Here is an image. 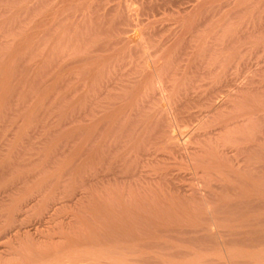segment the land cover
Instances as JSON below:
<instances>
[{
	"label": "bare ground",
	"instance_id": "6f19581e",
	"mask_svg": "<svg viewBox=\"0 0 264 264\" xmlns=\"http://www.w3.org/2000/svg\"><path fill=\"white\" fill-rule=\"evenodd\" d=\"M131 1L128 0V2ZM137 1L136 2L138 4L139 0ZM141 1L138 5L135 6L140 7L138 8L140 10L143 5L144 8H142L141 10L142 12L144 10V13L146 12V14L145 15L142 14L141 18L143 16H144L143 18L147 17L149 21L151 17L157 20L156 19L157 15L156 17L155 16L153 17V15L157 13L162 14L164 12L163 14H165L166 11L168 12L173 11L174 8L180 6L178 4H180L181 0H150L149 2H147L148 0H146L147 3L143 1L144 4H146V6L144 4L140 6ZM210 1L214 2V0H201V1L199 0V3H197L195 7L193 5L194 8L190 6V8H185V9H182V7L184 6L182 5L183 4L182 2L180 6L181 9L178 7V10L179 11L181 10V13H185L186 11V13L185 14H180L179 12H177V14L174 13L175 15H173L174 16L173 19L175 20L172 19L175 22L177 21L176 24L179 22L178 23L179 27L176 26L177 28L176 27L173 28L175 26L174 25L172 28L175 30L172 33H170L171 35L169 36V38H167V42L163 43L164 41L163 39V41L161 42L164 45L162 43L159 46L157 45L158 47H162L163 51L162 48L157 49V47H155L156 51L160 49L162 53L161 54L159 53L160 55L157 56V58H155L156 57L155 56L154 57L155 59L153 58L154 60L151 59L152 61L149 60V58H151L153 55H151L150 52H147V50L149 51L151 46L153 48V45L151 44L155 45L157 41L159 42V40L157 39L158 33L162 31L159 32L158 29L162 28L161 30H163L164 32L161 33L162 36L160 35L161 36L160 38L162 39V37L165 34L164 28L166 29L168 28L164 26H160V28L158 27V29H155V27L153 26L152 29L154 28V30H157L158 33L157 31L154 30H152V32L151 31L149 32V30H151V23L154 24V22H150V24L147 23L149 27L146 30H142L144 31V33L138 31L139 30L138 24L141 23L143 25L145 22H140V21H144L142 20L143 18L140 19V21L137 20L138 17H136L135 13L138 9H136V7L133 5L136 3V2L133 3L134 1L132 2L133 3L132 5L136 10H132L133 7L128 6L127 0L126 1L124 0V2H126L127 4L120 3L121 5H118L117 3L114 5V7L109 6L110 0H19L18 7H16L17 5L13 6L16 7L17 9V10L15 9L16 14L13 15V17L18 16L17 23L19 24L27 23L26 26H24L25 24H23L24 27L21 34H19L18 41L17 42L15 41L18 46L17 50H19L18 52H21L22 55L27 54L33 49H34L33 51L36 50V54L39 51L37 59L35 61L37 62V64H34L36 65L35 66L36 70H39V68L42 65L45 66V64H47L49 66V68L48 66L45 67L48 69L47 72H49V70L52 71L49 72L48 74L50 73L53 74L52 76L55 79L53 81L54 83L51 84L50 87L48 88L49 91H55L56 88L60 89L61 87L60 85L62 83L68 84L67 82L69 81H77L76 78L79 75L84 77L82 78L80 76V80L82 81H79V82H83L84 79L85 80L83 82L84 85L75 84L74 82H73L74 84L72 85H70L72 82H69L70 83L69 85L65 84L66 86H69L67 88V91L80 92L76 96L78 97L77 99L76 97L72 99V101L68 105V109H70L72 111L71 113L73 114L74 110L78 108V106L76 108V103H77L76 101H78L79 113H75V114H80L81 121H78L80 122V125L79 127L77 126L79 129L77 132L80 131L81 133L80 135L81 144L79 146V151L77 152L75 151L74 153L76 154V158L78 155L79 158L81 156L82 159V163H80L84 168L83 169L84 175H82L84 176L83 177L84 182H82L83 183L82 186L84 185V188L87 191L90 190L89 192L92 191L91 189L94 188L98 189L101 186H105V184L106 186L107 185L108 186L113 185L114 187L116 186L114 190L113 189L111 190L112 187H108L111 190V194H109L108 192H107L108 194L105 193L106 195H109L111 197L110 199L112 200V203L114 201H118L119 203H126L127 201L121 202V200L122 201L126 200V198L122 196L123 194L122 191L123 190L125 191L124 185L128 183V186L130 185L131 188H133L132 186H134L133 193H131L132 191L131 188H130L131 189L130 192L128 193V195L131 193L130 194L131 198L129 199L132 200V202L131 200L129 202H131L132 204H134L135 202L134 205L139 204L140 202L141 203L150 202L149 203L150 208L147 207L148 210H142V213H140L141 214L140 216L142 218L138 215L142 220L144 218L149 221L150 219H153V216L155 217V215L157 217H162V216L165 217L164 215L166 216L171 215L172 218L171 216L170 218L172 220L173 217L174 218L178 217V219H183V218L193 219L194 217L199 216L200 219L201 217H204L207 218V220L209 219V221L212 220V221L229 222L230 219L231 220L240 219V221L243 220L245 222L246 219L251 217L254 218L255 216L257 217L264 216V213L262 212H261L262 214L259 212H257L259 214L256 213V211H260L258 210L259 207L264 204V200H263L264 198L261 197L264 194L259 190L260 185L262 183V181L259 182L261 180L260 171L262 169L264 170V167L260 163L261 157H264V139L262 137L264 136L263 134L264 128H262L263 126L260 124V120L264 115V104H263L264 99L262 100L263 102L260 100L259 96L261 93L259 94L258 90L254 91L256 90L255 87L251 88V91L249 90V88H247L249 83L242 85V86H247L246 88L248 89V91L247 90L243 91L242 89L244 88L242 87L241 89V86L237 88L238 91H228V90L225 91V89L229 86V83L235 84L236 86L237 81L234 78H237V76L240 74L241 69H239L238 66H236L235 68L236 70L235 71L233 70V74H235L236 77L233 76L232 78L230 77L232 76V74L228 75L229 69L232 65H234L239 60H241L245 55L247 57L248 55H250L249 56L251 58L250 60H252V58L254 59L255 57L257 63H262L264 60V20L260 18V20L257 21L254 20L253 17V14L259 12L257 10V12L254 13L255 8L258 9L260 3L263 0H234V2H232L233 5L236 6V8L237 6L240 5L243 6V4L244 6H247L249 4L246 5V3L249 2L252 4V6H256L254 10L251 11L250 13L248 12L249 8L247 9L245 8L244 9L245 11L241 10L243 13H245V15H247V12L249 13L247 15L249 20L247 19L246 23L244 19L245 17L241 16L242 12L240 11V9H242V7H240L239 9L237 8V10H239L241 13L237 11L236 8L233 9L237 11L236 14L238 12L240 13V15L239 14L238 15L241 16V18L237 17L238 20L236 18V15L235 17L233 16V13H235L233 11V13L231 12L233 18L231 16L230 18L231 19L236 18V20L230 21L231 19H229L228 22H226L230 14V11H227L223 15H221L222 14L221 13L220 14L221 17L220 18L218 17L217 20H212L209 26L207 27L205 25L208 24L207 20L208 19L210 20L212 18V15L214 17L215 16L214 14H217L216 12L219 11L218 15L221 11L223 12V10H221V7H224L222 4L220 5V3H219L220 6H216L215 2H214L215 6L212 5L213 3L210 4V6H208L207 3ZM20 2L23 3L21 6H20ZM113 2L114 0L112 1V3ZM228 3H230L229 5L231 6V2ZM228 3L224 2L225 6ZM184 4H186V0ZM190 4L191 2L189 3V5ZM227 8L228 5L226 6V9ZM9 10L14 11L12 9ZM131 10L135 11L134 15L130 14L132 12ZM137 14L139 13L137 12ZM209 14L211 15L208 17ZM131 15L137 18L134 19V21L136 20L138 21L136 24L133 23ZM150 15L152 16L150 17ZM137 16H139L140 18V15ZM168 16L172 17L171 12ZM223 24H225L226 26ZM136 25L138 26V28H136L137 27ZM155 26L157 27L158 25ZM204 26H206V28H204ZM105 30L106 32L109 33L112 32V33L105 35L106 33L105 34L103 33V31ZM169 30L171 31V29ZM168 31L167 33L170 32ZM243 33L244 34L246 33L247 39H250L248 38L249 35L251 36L250 41L248 40L244 41L245 40L243 39L244 36L239 35ZM238 35L241 37L239 38ZM121 44H123V46ZM41 47L42 48L45 47V49L41 50L40 49ZM14 53L16 55V52ZM31 54L28 55L31 56ZM12 56L13 55H11V58ZM6 58H8V56ZM11 58L9 57V59L7 60H11ZM13 59H12V63L14 65ZM255 59L252 62H255ZM246 60L244 63H246ZM247 61H249V59ZM3 62L5 65L6 63L4 60ZM127 63H129V66ZM8 64L11 65L10 63ZM130 64H132L131 68L134 67L133 64H135L134 70L130 68ZM9 65L7 66L8 68L6 67L7 69H9ZM126 66H128L130 70L133 71L125 70L127 69ZM12 67L14 68V66ZM2 68L3 67H1V69ZM7 69H5L4 67L5 71ZM2 71H0L2 73L1 75L6 76L3 74L4 71L3 72ZM9 71L12 72L13 70L11 69ZM202 71L206 73L204 74ZM214 71H216L215 72L216 75L214 76L213 81H211V83L210 81H207V83L205 82L207 86H204L205 89V90L203 89L204 91L203 90L198 91V89L197 91H192L196 86L195 82L197 83L199 78L198 76H201L202 74H204V76L206 75L205 76L206 78L202 76V78H204L203 81H205L207 79L212 78V77L207 78V74L210 75ZM130 73L131 75L132 73H134L136 75V78H134V76L132 75L133 78L131 76L129 79H127L126 77H128ZM48 74L43 73V75H48ZM9 75L11 76V73ZM12 75L14 76V74ZM227 75L231 79H228ZM49 76L51 78V75ZM171 76L175 79H173ZM47 77L48 76H46V78ZM169 77L172 79L171 81L173 83L172 84L171 83L169 84L168 82L166 83L167 85H173L174 91H170L169 90L170 88L168 89V91L167 90L162 91L161 90L162 86L158 87L157 85L159 84V82H163V80L166 78H168L166 80H169ZM11 78H7V79H11ZM74 78L75 80H73ZM2 79L5 81L4 77H2ZM2 79L0 83L1 84L0 88L2 87ZM253 80L254 78L252 79V81ZM30 81L32 82V80ZM203 81L201 82L203 83ZM3 83H4L3 85L5 86L6 82ZM198 83H200V81H198ZM198 83L196 87L199 88L198 85L200 84ZM252 83L250 84L251 87L253 85ZM48 84L49 83H47V85ZM84 86H86L84 89L87 88V91H80L82 90L81 88H83ZM237 86L239 85L237 84ZM88 88L90 89L88 90ZM119 88L121 90L122 88L124 89L123 91H119ZM115 89H118V91H116ZM229 90H232V88L231 89L229 88ZM4 92L9 94V92L7 91H3V94ZM257 93L259 95H256ZM0 94L2 93L0 92ZM71 97L69 96L68 99ZM4 98H1L0 96V100H3ZM1 104H3V102H1ZM70 110H67V112L69 113ZM70 115L71 114H69L68 116ZM72 116L75 118L74 115ZM75 119L77 120L79 118H75ZM28 123L29 124H27L26 126L27 127L31 126L30 123L32 124V122H29L28 120ZM75 129L76 127H74V129L72 128V130ZM76 130L73 134L76 133ZM72 136L73 135L69 137ZM8 138L9 137H7V139ZM19 138H21V136ZM73 158L69 159L70 161L68 162L69 165H71V162L74 161ZM5 159L7 162H9L7 158ZM173 160L174 162H179L177 160H181L182 164L183 162L189 163V166L188 165L187 166L194 170L195 173L194 175L195 177L197 176L196 178L198 179V183H200V186L198 188H196L195 186L191 187L193 182L189 183L188 182L189 180L187 182L190 186L189 185L187 186L185 182H183V184L189 188L191 187L190 189L185 188V186L182 187L183 185L181 186L177 183V176L179 175L176 171H174L175 169L171 168L173 167L172 166L173 163H170L171 161L173 162ZM6 161L0 162V168H2L1 166ZM185 164L186 163H184V165ZM64 167H67L66 164ZM62 170H60L61 173ZM60 171L56 173V175L58 174V177ZM174 172L177 173L176 176H174L175 175ZM24 174L25 173L21 175L19 174L17 175L18 177L12 178L14 181L12 182L11 185L16 184L15 185L16 187L19 183V182L17 183L18 180L24 178L27 179L26 177L24 178L22 177L24 176ZM196 178L195 179L192 178V179L196 180ZM48 180L47 179L41 180L40 184H42L43 186L48 182ZM32 185L36 187L34 184ZM196 185L198 186V184ZM117 186L121 188L123 186L122 191L121 188L120 189L118 188L119 192L120 193L122 192V194H120L116 190ZM262 186H264V184ZM5 187H7V185ZM104 188H102L103 191H105ZM127 190L129 191V189ZM261 190L264 191V187H262ZM96 191L98 192V190ZM260 193H262L263 195ZM128 195L127 193L125 194L126 197ZM121 196L124 199H122ZM0 197L2 198V196ZM47 197L48 198L50 197L49 199L52 198L50 195ZM99 197L101 198L102 196ZM46 201H47L46 207L49 208L48 207L49 205L51 207V204L53 203H51L50 201L52 200L49 201L46 199ZM48 201L50 203H48ZM108 201L109 199L107 200V203ZM119 203H117L116 205H118ZM141 203L139 204V206L143 204ZM192 204L194 205L197 204V206L201 205L202 207L205 208L204 212H198V211L197 213L193 212L192 211L193 208L192 210H189ZM108 205L110 206L111 204ZM158 205L163 206L165 209L162 208V210H160L158 208ZM142 206H144V204ZM123 207L127 208L128 210L122 209ZM123 207L120 209V210H124L122 211L121 214L127 215L132 212L131 209L135 210V208H131V206L130 207L123 206ZM111 209L115 210L114 208ZM138 209L140 208L138 207ZM129 210L130 212H128ZM12 211L13 213H15L14 210ZM125 211H127L128 213L127 212L124 213ZM44 212L45 211H43V213ZM136 212H140V210L139 211L136 210ZM45 213L43 216H45ZM112 213L114 214L115 212L113 211ZM134 213L132 216L135 217L136 213L135 214ZM39 214L40 215L42 214L41 210ZM102 217H104V215ZM118 217H120V215ZM129 217H131V215ZM43 218L39 219L40 222ZM103 219H106V216ZM117 219L115 218V220ZM125 220L126 219L124 218V221ZM108 221L110 223L109 219ZM127 221H125V223ZM160 221H163V219L161 218ZM169 221L171 220L169 219ZM119 222L117 223V226ZM131 222L133 223L134 221H130V223ZM20 223L19 225H16L15 222L11 223L10 220L8 223L0 227V264H210L211 263V262L206 263L208 260L205 261L206 255H209L210 253L204 255L203 253L197 251L198 248L200 250L203 247L201 246L200 242H198L197 240L199 241L202 240V243L203 241H205V238L201 239L202 234L200 236V239L195 238V243L197 241L199 244L198 243L196 244L200 245L201 248L198 246L197 249H195L194 247L191 246H197L196 244L188 245L189 242L187 244L185 243L186 241L184 242L187 245V247L190 246V250L188 251L186 247L184 248L187 251L186 255L184 254L186 259L183 257L185 260L180 261L178 257L181 255L179 256L176 255L177 256L176 257L174 256V254H172L174 256L173 257L170 256V254H168L169 255L168 256L165 255V253L164 254L162 253L163 248L165 247L158 244L159 242L158 243L152 242L160 238L156 236L158 235L156 231L155 233L152 232L151 230L148 231L149 228L147 229V235L144 236H142V234L139 235L140 234L139 231L133 232V228H131L129 229L131 231L126 232L127 233L126 240L122 239L123 241L122 240L119 241L120 238L118 240V237L122 238V236H119L122 234H120L121 231L119 232L116 230L115 232L114 231L109 232L107 231V229L104 228H97V229L93 228V230H91L92 228L89 227L90 229L89 228L88 229L91 231L86 230L85 232L87 233L84 232L85 234L84 235L81 234L79 235V237H77L76 234L75 235L72 234L73 236L76 237L70 236L65 233L66 231L64 233L63 232L61 233L60 230L59 232L61 236L58 235L59 237L54 236L56 233L59 234V232H53V231H52L53 233L52 232L49 233L48 231V233H43L40 235L36 233L35 236L30 233L29 229L26 232H22L23 231L21 230L22 227L20 228L22 223L21 224ZM24 223L25 222L23 221V224ZM167 223L169 222L167 221ZM160 224L161 222H158L159 226H161ZM185 224L186 223L183 222V225ZM119 225L122 226V224ZM132 225H134V223ZM26 226L27 224L24 227ZM107 226L111 227L110 225ZM113 226H116L115 223H112V227ZM178 226H181V224L179 223ZM186 226L187 225H185V227L183 226L184 229L186 228ZM230 226L228 230H230ZM125 227L128 226H124V228ZM244 227L246 228V226ZM168 228L172 229L173 227L172 228L168 227ZM53 229H55V227ZM184 229L176 228L174 229V231H176L179 234L186 233V235L184 234V236L187 237L188 235L187 233L198 234V231L200 230V229H195V230L193 229L189 231L188 229L187 230ZM202 230L205 231L204 227L202 228ZM209 231L208 233H210ZM214 231L216 230L214 229ZM231 231L232 230H230L229 234L231 233ZM257 231L256 229L252 230V232L246 231L247 232L246 234H250V235L248 237H244V240L242 239L243 242L241 244L246 243L247 246V244L254 245V243L257 244L258 242H263L264 235H261L259 237L258 236L259 234L257 235ZM240 232H243V230ZM215 233L214 234L210 233L211 236L208 239L212 240L211 242H208V239L205 241L214 244L212 248L213 247L215 248L216 244L217 247L219 246V243L217 241L216 243H212L213 240L215 242V238L210 239L211 237H213L212 234L215 235ZM183 234H181V237ZM252 234H256L258 237L256 235H255L256 238L252 237ZM215 236L217 237V234ZM6 238L10 240H7ZM3 239L7 241L6 243L4 242L2 244L1 241ZM188 239L189 237H187V241ZM232 239L233 237L230 239V241ZM85 240L91 242L90 245L86 246L87 244L85 245L83 243ZM116 241L117 242L119 241L120 244L116 243ZM179 241L180 240L178 239V242ZM189 241L191 242L194 241V237L193 240L189 239ZM170 242L171 240H169V244ZM247 242H251V243H247ZM205 245H210V244H205ZM222 245L226 246L227 244H222ZM228 245H229V240H228ZM148 247L156 250L150 252L151 250L149 249L150 251L149 250L148 251L150 253H147L145 252V250H147ZM247 247L251 248L250 246ZM254 247H257V245L256 246L254 245ZM244 248L245 247H243V249ZM170 249L169 251H171ZM177 249L180 248L176 247L175 245L174 250L178 251ZM228 249L231 250V248ZM249 250L251 251V249ZM216 252L214 254L217 255L218 257H222V258L228 257L227 259H229V261L226 260L228 262L227 264H238L237 261H234L236 260L235 258L237 257L242 258L246 256L247 258L251 257L252 259H254V263H255V259H257L255 264H264V255H262L263 252L262 250L259 251V255L256 254L254 255V251H252L250 255H247V253L244 254L245 251H243L244 253H242L241 250H240L241 253H236V254L230 251L229 252L225 251V253H227L225 254L223 250L217 252V254ZM241 258L239 259L240 261ZM221 261L223 262L222 259ZM212 262L215 261H213L212 259ZM222 262H219L217 264H220ZM241 262L244 263V261Z\"/></svg>",
	"mask_w": 264,
	"mask_h": 264
},
{
	"label": "rangeland",
	"instance_id": "374dc122",
	"mask_svg": "<svg viewBox=\"0 0 264 264\" xmlns=\"http://www.w3.org/2000/svg\"><path fill=\"white\" fill-rule=\"evenodd\" d=\"M6 1H8V0H0V71H2L3 72V74L4 75H6V76H3V75H1L2 73L0 72V83H1V79H2V77H4V79H5V81L2 79V87L0 88V92L2 93V94H0V96H1V98H4V97H7V98H4L3 100H0V162H2V161H6V159L5 158H7V160L9 161V162H4L3 163V165L1 166L2 168H0V196H2V198L0 197V201H1V204H0V227L2 226V225H4V224H6V223H8L10 220H11V223H13V222H15L16 223V225H19V223L21 224V226H20V228H21V230H23L22 232H26V231H28V229H29V231H30V233L31 234H33V235H35L36 236V233L38 234V235H40V234H43V233H48V231H49V233H51L52 231L53 232H59V230L61 231V233L63 232H65L66 234H68V235H70V236H73V235H77V237H79V235H81V234H85V233H87V232H85L86 230H88V231H91V230H93V228L94 229H97V228H104V229H107V231H109V232H115V230L116 231H121L120 232V234H122V235H119V236H122V238L121 237H118V240H119V238H120V240L119 241H121L122 239L123 240H126V237H127V233L126 232H128V231H131V230H129V229H131V228H133V232H138L139 231V233H136V234H139V235H141L142 234V236H144V235H147V229H148V231L149 230H151L152 232H154L155 233V231H156V233L158 234V235H156V236H158L160 239H156V240H154V241H152V242H159L158 244H160V245H162V246H164L165 248H163V251H162V253L164 254L165 253V255H168V254H170V256H173L172 254H174V256H179V255H181V256H179L178 258H179V260L181 261V260H185L186 259V257L184 256V254L186 255V250L184 249L185 247H186V249L189 251L190 250V246H188L187 247V243H188V245H195L196 243H198V242H200V244H201V246H203L202 248L200 247V245H198V244H196L197 246H191V247H194L195 249H197V247L199 246L201 249V251L199 250V248L197 249V251H199V252H201V253H203L204 255L205 254H209V255H206V259H205V261H207L206 263H212V264H217V263H219V262H222L221 261V259L223 260V262L222 263H220V264H227L228 262L227 261H229V259H227L228 257H227V255H226V257L227 258H222V257H218L217 255H215L214 253L217 251V252H219V251H222L223 250V252L225 253V251L226 252H233V253H244L243 251H245V253L244 254H246L247 253V255H250L251 253H252V251H254V255L256 254V255H259V251H263L262 252V255H264V241L263 242H258L257 244H255L254 243V245L256 246L257 245V247H254V245H253V248H252V245H250V244H247V246H250L251 248H248L247 246H246V243H244V244H241L242 242H243V240H244V237H248L250 234H246L247 232L246 231H249V232H252V230H255L256 229V231H257V235L260 237L261 235H264V216H255L254 218L253 217H251V218H248V219H246V221L244 222L243 220L242 221H240V219H238V220H235V219H233V220H229V222H222V221H212V220H210L209 221V219L207 220V218H204V217H201V219H202V221H201V219L199 218V216H196V217H194L193 219L192 218H183V219H178V217L177 218H174L173 217V220H174V222H173V220L171 219L172 218V216H171V218H170V216H166V215H164L165 217H157L156 215H155V217L153 216V219H150L149 221L147 220V219H144L143 218V220L141 219L142 217L140 216L141 214L140 213H142V210H148L147 209V207H149L150 205H149V203H144V202H142L143 204H144V206H142V205H140L139 206V204H136V205H134L135 204V202H134V204H132L131 202H132V200L131 199H129V198H131V193H133V188H134V186H132L133 188H131V186L129 185L128 186V183H126V185H124V189H125V191L123 190L122 191V188H123V186H122V188L121 187H118L117 186V191L119 192V190H118V188L120 189L121 188V191L123 192V194H122V192L120 193V194H122V196L124 197V198H126V200H121V202H125V201H127L126 203H119L118 201H114L113 203H112V200L110 199L111 197L109 196V195H106L105 193H109V194H111V190L113 189H115V187L113 186V185H110V186H106V184H105V186H101L102 188H104L105 189V191H103L102 190V188L100 187V188H94V187H92V188H94V189H91L92 191L91 192H89L90 190H86L85 188H84V185L82 186V182H84V176H82V175H84V168H83V166H82V164H80V163H82V159H81V156H80V158H79V156L77 155V158H76V154L74 153L75 151L77 152V151H79V146H80V144H81V133H80V131L79 132H77L79 129H78V127H79V125H80V122H78V121H81V119H80V114H75V113H79V103H78V101H76L77 103H76V108H77V106H78V108L77 109H75L74 110V112H73V114L71 113L72 111L70 110V109H68V105L70 104V102L72 101V99H74L76 96H77V94H79L80 92H77V91H67V88L69 87V86H66V85H69L70 83L69 82H72L70 85H72V84H83V82L85 81L84 79H83V82H79V81H82V80H80V76L81 75H79L77 78H76V80L77 81H69V82H67L68 84H64V83H62L63 84V86H62V84L59 86L60 87V89L59 88H56V90L55 91H49V87H50V85L51 84H53L54 82V78H53V74H48L49 72H52V71H50L49 70V72H47L48 71V69L47 68H45L46 66H48L47 64H45V66L44 65H42L40 68H39V70H40V72H39V70H36V65H34V64H37V62H35L36 61V59H37V56H38V53H39V51H38V53L36 54V50L35 51H33V50H31L30 52L32 53H30V52H28L27 54H21V52H18L19 50H17L18 49V46H17V41H18V37H19V34H21V32H22V30H23V27L24 26H26L27 25V23H23V24H25L24 26H23V24H19V23H17L18 22V16L16 17V16H14L13 17V15L14 14H16V7H18V3H19V0H9L8 2H6ZM11 1V2H10ZM112 1L113 0H110V2L112 3ZM126 1V0H125ZM131 1V0H130ZM134 1V2H133ZM137 0H132L131 2H128V0H127V3H128V6L129 7H133V5L135 6V5H138L139 3H140V1L141 0H139V3L137 4V2H136ZM143 1H145L146 2V0H143ZM143 1H141V4H140V6L142 5V4H144V2ZM150 0H148L147 2H149ZM182 1V0H181ZM180 1V4H178V5H180L181 6V4H182V2H183V4L182 5H186L184 8L182 7V9H185V8H190V6H192L193 7V5H194V7H195V5L197 4V3H199V0H186V4H184L185 3V0H183L182 2ZM201 1V0H200ZM15 2H16V4H15ZM109 2V6H113L114 7V5L115 4H117L118 3V5H121V4H127L126 2H124V0L122 1V0H118V1H115L114 0V2L111 4ZM135 3V4H133V3ZM146 2V3H147ZM187 2H191V4L189 5V3H187ZM211 2V1H210ZM208 2L207 3V5L208 6H210V4H212L213 6H215L214 5V2H215V4H216V6H220L221 4L224 6V7H221V10H223V12L221 11L220 13H219V15H218V12H216L217 14H214L215 16L213 17V15H212V18L209 20L208 18H206V19H208L207 20V23L208 24H205L207 27L209 26V24L211 23V21L212 20H217L218 19V17L220 18L221 17V15H223L225 12H227V11H230V14H229V16H228V18H227V20H226V22H228V20L229 19H231L230 18V16L232 17V15H231V12L233 13V11L235 12V13H233V16L235 17V15H236V18L238 17V18H241V16L242 17H245L244 19H245V23H246V21H247V19L249 20V18L247 17V15L251 12V11H253L254 10V8L256 7V6H252V4L249 2V3H246V5L247 4H249V5H247V6H249V7H247V6H244V4H243V6L242 5H240V6H237V8L239 9L240 7H242V9H240V11L241 10H243V11H245L244 9L246 8H249V13L247 12V15H245V13H243L242 11V14H241V16H239L240 15V11L239 10H237V8H236V6L235 5H233V3L232 2H234V0L232 1H227V0H217V1H215L214 0V2ZM224 2H226V3H228V2H231V6L229 5L230 3H228L227 5H228V8L226 9V6H225V4H224ZM100 3V2H99ZM121 3V4H120ZM130 3V4H129ZM194 3V4H193ZM219 3H220V5H219ZM23 3L22 2H20V6L22 5ZM97 4V3H96ZM133 4V5H132ZM188 4V5H187ZM235 4V3H234ZM16 6V7H13V6ZM117 5V6H118ZM145 6H146V4H144ZM207 5H205V6H207ZM180 6H178L180 9H181V7ZM188 6V7H187ZM232 6H234V7H232ZM136 7V9H138V8H140V7H138V6H135ZM178 7L177 8H174V12L173 11H166V15H167V17H166V15L165 14H160V13H157V14H155V15H153V17L155 16L156 17V15H157V17H156V19L157 20H155L154 18H152L151 16L152 15H150V19L152 20H150L149 19V21H148V19H147V17H145V18H141V15L143 14V15H145L146 14V12L144 13V10H143V12H142V8H144L143 7V5H142V7H141V9L139 10H137L136 11V13H135V11H132V10H136L134 7V9L132 8V12L130 13V14H133L134 15V13H135V15H136V17H138V19L135 17V16H133V15H131L132 16V21H133V23H137L138 21H140V19H142V20H144V21H140V22H145L143 25L141 24V23H139L138 24V26H139V28H138V26L136 27V28H138L139 30L138 31H140L141 33L143 32L144 33V31H142V30H146L148 27H149V25L147 24V23H149L150 24V22H154V24L153 23H151V30H149V32L151 31L152 32V30H154V28L152 29V27L154 26L155 27V29H158V27L160 28V26H164V27H167L168 29H166V28H164V31H165V34H164V36L162 37V39L160 38L162 35H161V33L163 32V30H161L162 28H160V29H158L159 30V32L160 31H162V32H160V33H158V31L157 30H154V31H157V33H158V37H157V39L159 40V42L157 41L156 42V44L154 45V44H151V45H153V48H152V46H151V48H150V50L148 51L147 50V52H150L151 53V55H153L151 58H149V60H154L155 58H157V56H159L161 53H162V51H163V48L162 47H158L162 42L161 41H163V39H164V41H163V43H165V42H167V38H169V36L171 35L170 33H172L175 29H173V28H175L176 26L177 27H179V25H178V23L176 24V22L175 21H173V20H175V19H173V15H175V14H177V12H179L180 14H185L186 13V11H185V13H181V10L179 11L178 10ZM192 7H191V9H192ZM193 7V8H194ZM244 7V8H243ZM250 7H253V8H250ZM12 9V10H14V11H11V10H9V9ZM14 8V9H13ZM222 8H225V9H222ZM230 8V9H229ZM236 8V10L237 11H239L237 14H236V12L237 11H235V10H233V9H235ZM16 9V10H15ZM131 9V8H130ZM191 9H189V10H191ZM187 10V9H186ZM257 10L259 11V12H257ZM140 11V12H139ZM162 11V10H161ZM160 11V12H161ZM183 11V10H182ZM188 11V10H187ZM255 12L254 13H256V14H253V17H254V20H260V18H262V20H264L263 18H264V0L260 3V6H259V8L257 9V8H255V10H254ZM137 12L139 13V14H137ZM170 12H171V15H172V17H170V16H168L169 14H170ZM173 12V13H172ZM11 13V14H10ZM168 13V14H167ZM175 13V14H174ZM222 13V14H221ZM158 14H160V15H158ZM221 14V15H220ZM239 14V15H238ZM259 14V15H258ZM137 15H140V18H139V16H137ZM211 14H209L208 15V17L210 16ZM238 15V16H237ZM263 15V16H262ZM4 16V17H3ZM149 16V15H148ZM165 19H164V18ZM170 17V18H169ZM250 17V16H249ZM5 18V19H4ZM15 18H16V20H15ZM137 19L136 21H134V19ZM149 18V17H148ZM164 20H163V19ZM214 18V19H213ZM233 18V17H232ZM236 18H234V19H231L230 21H235L236 20ZM238 18H237V20H238ZM145 19H147V20H145ZM154 19V20H153ZM161 19H162V21H161ZM172 21H171V20ZM170 20V21H169ZM156 21V22H155ZM165 21H167V22H165ZM169 21V22H168ZM257 21H256V23H257ZM169 23V24H168ZM9 24V25H8ZM20 25V26H18V25ZM147 24V25H146ZM153 24V25H152ZM226 24V23H225ZM225 24H223V25H225ZM146 25V26H145ZM155 25H158L157 27L155 26ZM165 25H167V26H165ZM168 25H169V27H168ZM171 25V26H170ZM175 25V26H174ZM142 26V27H141ZM174 26V27H173ZM206 26H204V28H206ZM226 26V25H225ZM22 29H21V28ZM146 27V28H145ZM173 27V28H172ZM176 27V28H177ZM244 27V26H243ZM17 29V30H16ZM134 29V28H133ZM169 29H171V31L169 30ZM21 30V31H20ZM170 32H169V31ZM8 31V32H7ZM15 31V32H14ZM167 31L169 32V33H167ZM11 33V34H10ZM103 33L105 34V35H108V34H111V33H109V32H106V30L105 31H103ZM146 33H147V31H146ZM164 33V32H163ZM114 34V33H113ZM169 34V35H168ZM161 35V36H160ZM167 35H168V37H167ZM239 35H243L244 37H243V39H245L244 41H250V39H251V36L249 37L248 36V38H250V39H247V35H246V33L244 34H239ZM238 35V36H239ZM166 36V37H165ZM8 37V38H7ZM165 37V38H164ZM241 36H239V38H240ZM2 38V39H1ZM7 38V39H6ZM11 39H12V41H11ZM252 39H253V37H252ZM5 40V41H4ZM16 41V42H15ZM241 42V41H240ZM242 42H243V40H242ZM158 43V44H157ZM162 43V44H163ZM16 45V46H15ZM122 46H123V44H121ZM121 45H119V46H121ZM158 45V46H157ZM164 45V44H163ZM162 45V46H163ZM155 47H157V49L158 48H162V51L159 49L158 51H156V48ZM38 49V48H37ZM41 50H43V49H45V47H41L40 48ZM39 49V50H40ZM17 50V51H16ZM153 51H154V53H153ZM14 52H16V55H15V53ZM33 52H34V54H33ZM14 53V54H13ZM158 55H157V54ZM160 53V54H159ZM28 54H31V56H29ZM11 55H13L12 56V58H11ZM24 55H26V56H24ZM33 55V56H32ZM8 56V58H6ZM156 56V57H155ZM250 55H248V57H249ZM9 57L11 58V60H7V59H9ZM13 57H14V59H13ZM155 57V58H154ZM246 55L241 59V60H239L237 63H235L234 65H232L231 67H230V69H229V72H228V75L229 74H232V76H230V77H232L233 78V76L234 77H236L235 76V74H233V70L235 71L236 69V66H238V68L239 69H241L240 70V74L237 76V78H234L236 81H237V84L239 85V86H237V84H236V86H235V84H232V83H229V86L225 89V91L226 90H228V91H238L237 90V88L238 87H240L241 86V89H242V87L244 88V89H242L243 91H245V90H247L248 91V89L247 88H249V90L251 91V88H256V90H254V91H259V94L261 93V94H263V95H261L260 94V100L262 101L263 99H264V60H263V62L262 63H257L256 61V59H255V57H254V59H255V62H252L254 59L252 58V60H250L251 58L249 57L248 58ZM4 58V59H3ZM154 58V59H153ZM245 58V59H244ZM246 58H247V60L249 59V61H247L246 60ZM6 59V60H5ZM12 59H13V62H14V65H13V63H12ZM18 59V60H17ZM243 59H244V61H243ZM3 60L5 61V65H4V62H3ZM30 60V61H29ZM151 60V61H152ZM245 60H246V63H244L245 62ZM10 63L11 65H9L8 63ZM17 63H16V62ZM151 61H149V62H151ZM250 63V64H249ZM253 65H252V64ZM3 66H2V65ZM9 65V69H7L8 67V65ZM57 64V63H56ZM128 64V66H129V63H127ZM246 64V65H245ZM251 65V66H249V65ZM255 64V65H254ZM24 65V66H23ZM131 65L132 64H130V68H131ZM243 65H245V66H243ZM12 66H14V68L12 67ZM17 66V67H16ZM28 66V67H27ZM128 66H126V68L127 69H125V70H128V71H133L134 70V67H135V64H133V66L134 67H132L131 69H133V70H130V68L128 67ZM243 66V67H242ZM1 67H3L2 69H1ZM4 67H5V69H7L6 71L4 70ZM7 67V68H6ZM33 67V68H32ZM16 68V69H15ZM27 68V69H26ZM41 68H42V70H41ZM48 68H49V66H48ZM13 70L12 72L11 71H9V70ZM15 69V70H14ZM46 69V70H45ZM27 70V71H26ZM46 71V73L48 74V75H43V73L44 74H46L45 73V71ZM231 70V71H230ZM251 70V71H250ZM261 70V71H260ZM38 71V72H37ZM33 72V73H32ZM41 72H42V74H41ZM203 73H204V71H202ZM216 71H214V72H212L210 75H212V76H210L209 74H207V78H210V77H212V78H210V79H207V80H205V81H203V79L204 78H202V76H204V74L206 73H204V74H202L201 76H198L200 79H202V80H200L198 77V81H200V83H198V81H197V78H196V81H197V83L198 84H200L201 85V81H203V83H202V85L200 86V85H198L199 86V88L198 87H196L197 86V83L195 82V88L192 90V91H197V89H198V91H202L203 89H204V86H207V81H210V83H211V81H213V78H214V76L216 75V73H215ZM11 73V76H12V78H11V76L9 75ZM215 73V74H214ZM242 73V74H241ZM253 73V74H252ZM12 74H14V76L12 75ZM38 74V75H37ZM214 74V75H213ZM9 75V76H8ZM33 75V76H32ZM37 75V76H36ZM40 75H41V77H40ZM43 75V76H42ZM49 75H51V78H50V76ZM132 75L134 76V78H136V75L134 74V73H132ZM131 73H130V75L128 76V77H126L127 79H129L131 76ZM227 75V77H228V79H231L229 76ZM240 75H241V77H240ZM251 75V76H250ZM254 75V76H253ZM46 76H48L47 78H46ZM133 76H132V78H133ZM206 76V75H205ZM204 76V77H205ZM39 77H40V79H39ZM45 79H44V78ZM82 77V76H81ZM172 77V76H171ZM251 77V78H250ZM254 78V82L252 81V79ZM7 78H11V79H7ZM50 78V79H49ZM82 78H84V77H82ZM173 78V77H172ZM177 78V77H176ZM179 78V77H178ZM206 78V77H205ZM7 79V80H6ZM26 79V80H25ZM79 79V80H78ZM166 79H168V78H166ZM166 79H164L163 80V82H159V84L157 85L158 87L159 86H162L161 88V90L162 91H168V89L170 90V91H174V87H173V85H167V83L166 82H168L169 84L171 83H173L171 80V78L169 77V80H166ZM173 79H175V78H173ZM250 79H251V81L253 82H251L250 81ZM30 80H32V82L30 81ZM73 80H75V78L73 79ZM46 81V82H45ZM51 81V82H50ZM236 81H234V82H236ZM3 82H6V85L4 86L3 84ZM44 82V83H43ZM74 82V83H73ZM206 82V83H205ZM253 84L252 85V87H251V83ZM255 82H257V83H255ZM25 83V84H24ZM47 83H49L48 85H47ZM164 83V84H163ZM205 83V84H204ZM249 83V84H248ZM166 84V85H165ZM209 84V83H208ZM245 84H248V87L247 86H242V85H245ZM256 84V85H255ZM7 85H8V88H7ZM84 85V84H83ZM250 85V86H249ZM0 86H1V84H0ZM171 86V87H170ZM203 86V87H202ZM5 87H6V89H5ZM26 87V88H25ZM86 86H84L83 88H81L82 90H80V91H87V88L86 89H84ZM164 87V88H163ZM201 87H202V89H201ZM247 87V88H246ZM262 89H261V88ZM2 88H4V89H2ZM208 88V87H207ZM206 88V89H207ZM229 88L231 89L232 88V90H229ZM14 89V90H13ZM90 88H88V90H89ZM123 89L124 88H122V90L119 88V91H123ZM165 89V90H164ZM234 89V90H233ZM2 90V91H1ZM24 90V91H23ZM65 90V91H64ZM116 91H118V89H115ZM161 90H159V91H161ZM205 90V89H204ZM203 90V91H204ZM241 90V91H242ZM3 91H7V92H9V94L8 93H6V92H4V94H3ZM70 92V93H69ZM263 92V93H262ZM24 93H25V95H24ZM47 93V94H46ZM50 93V94H49ZM74 93H75V95H74ZM8 94V95H7ZM35 94V95H34ZM55 94V95H54ZM258 93L256 94V95H259ZM34 95V96H33ZM44 95V96H43ZM45 95H46V98H45ZM48 95H49V98H48ZM71 97V98H69L68 99V97L69 96ZM9 96V97H8ZM55 96V97H54ZM263 96V97H262ZM28 97V98H27ZM41 97V98H40ZM42 97H44V98H42ZM8 98H10V99H8ZM21 98V99H20ZM56 98V99H55ZM78 97H76V99H77ZM27 99V100H26ZM34 99V100H33ZM42 99V100H41ZM51 99V100H50ZM7 100V101H6ZM28 101V102H27ZM39 101V102H38ZM67 101V102H66ZM264 101V100H263ZM262 101V102H263ZM1 102H3V104H1ZM26 102V103H25ZM43 103H44V105H43ZM78 104V105H77ZM263 104H264V102H263ZM41 105V106H40ZM37 106V107H36ZM56 106V107H55ZM59 106V107H58ZM65 106V107H64ZM22 107V108H21ZM24 108V109H23ZM66 108V109H65ZM12 111H11V110ZM32 109H34V110H32ZM67 110H70L69 111V113L67 112ZM9 111V112H8ZM76 111V112H75ZM69 114H71L70 116H68ZM72 115H74L75 116V118H79V119H75ZM68 118H67V117ZM79 116V117H78ZM30 117V118H29ZM71 117H72V119H71ZM32 118V119H31ZM67 118V119H66ZM73 118H74V120H73ZM3 119V120H2ZM34 119V120H33ZM7 120V121H6ZM28 120H29V122H32V124L30 123V125L31 126H26L27 124H29L28 123ZM51 120V121H50ZM27 123H26V122ZM74 121V122H73ZM3 124V125H2ZM45 124V125H44ZM260 124L263 126L262 128H264V115L262 116V119L260 120ZM9 125V126H8ZM13 125V126H12ZM23 125V126H22ZM65 125H67V126H65ZM12 126V127H11ZM78 126V127H77ZM31 127V128H30ZM74 127H76V133L75 134H73L74 132H75V130H72V128L74 129ZM9 128V129H8ZM30 128V129H29ZM70 129V130H68V129ZM19 132H18V131ZM26 130V131H25ZM48 130V131H47ZM51 130V131H50ZM66 130H67V132H66ZM21 131H22V133H21ZM32 131V132H31ZM11 132V133H10ZM26 132H27V134H26ZM66 133V134H65ZM8 134V135H7ZM25 134V135H24ZM51 134V135H50ZM264 134V133H263ZM71 136V135H73L72 137H69V136ZM17 136H18V138H17ZM21 136V138H19ZM68 136V137H67ZM7 137H9L8 139H7ZM15 137V138H14ZM23 137V138H22ZM263 137V139H264V136H262ZM61 138V139H60ZM70 138V139H69ZM17 139H19V140H17ZM72 139V140H71ZM71 140V141H70ZM18 141V142H17ZM68 141V142H67ZM70 141V142H69ZM74 141V142H73ZM20 142H22V143H20ZM39 145H38V144ZM60 144V145H59ZM17 147V148H16ZM19 147V148H18ZM23 147V148H22ZM26 147V148H25ZM36 147V148H35ZM68 147V148H67ZM56 148V149H55ZM51 149V150H50ZM13 150V151H12ZM54 151V152H53ZM7 152H8V154H7ZM21 152V153H20ZM10 153V154H9ZM17 153V154H16ZM72 153H74V154H72ZM47 154V155H46ZM34 155V156H33ZM75 155V156H74ZM8 156V157H7ZM54 156V157H53ZM72 156V157H71ZM73 156H74V158H73ZM63 157V158H62ZM3 158V159H2ZM10 160H9V159ZM20 158V159H19ZM30 158V159H29ZM40 158V159H39ZM71 158H73L74 159V161H72L71 162V165H69L68 164V162H70L69 161V159H71ZM5 159V160H4ZM35 159V160H34ZM72 159V160H73ZM77 159V160H76ZM264 157H261V165L264 167ZM45 161V162H44ZM57 161H59V162H57ZM75 161H76V163H75ZM177 161H179V162H174V160H173V162L171 161L170 163H173V167H171L172 169H175L174 171H176L177 173H178V175L179 176H177V183L179 184V185H183L182 187H184L185 186V188H189V187H187L189 184H188V182L190 183V182H193V186L191 185V187H196V188H198L199 186H200V183H198V179L195 177V173H194V170L193 169H191L190 167H188L189 166V163H187V162H183V164L181 163V160H177ZM23 163V164H22ZM184 163H186L185 165H184ZM65 164H66V166L67 167H64L65 166ZM177 165H179V166H177ZM188 165V166H187ZM25 166V167H24ZM79 166V167H78ZM81 166H82V168H81ZM64 167V168H63ZM77 167V168H76ZM30 168V169H29ZM63 170H62V169ZM58 169V170H57ZM81 169V170H80ZM60 170H62V173H61V171ZM22 171V172H21ZM54 171V172H53ZM60 171V173H59V177H58V174L56 175V173H58ZM64 171V172H63ZM69 171V172H68ZM189 171V172H188ZM193 171V172H192ZM17 172V173H16ZM18 172H19V174L21 175V174H23V173H25L24 174V176H22L23 178L24 177H26L27 179H20V180H18L17 181V183H18V185L15 187V185H11L12 184V182L14 181L12 178H15V177H18L17 175H19L18 174ZM43 172V173H42ZM176 172H174V176H176ZM47 173V174H46ZM78 173V174H77ZM188 173V174H187ZM13 174V175H12ZM28 174H29V176H28ZM32 174V175H31ZM37 176H36V175ZM62 176H61V175ZM190 174V175H189ZM12 175V176H11ZM14 175H16V176H14ZM27 175V176H26ZM194 177H193V176ZM47 177V178H45V177ZM192 176V177H191ZM181 177V178H180ZM35 178V179H34ZM49 179L48 180V182L45 184V185H43L42 186V184H40V181L41 180H44V179ZM56 180H55V179ZM59 178V179H58ZM188 178V179H187ZM195 179L196 178V180H193V179ZM18 179V178H17ZM41 179V180H40ZM260 181L259 182H261L262 181V183H261V185H260V188H259V190L264 194V191H262L261 190V188L262 187H264V186H262L263 184H264V170L262 169L261 171H260ZM37 180H38V182H37ZM55 180V181H54ZM83 180V181H82ZM189 180V181H188ZM5 181V182H4ZM25 181V182H24ZM35 181V182H34ZM188 181V182H187ZM195 181V182H194ZM7 182V183H6ZM64 182V183H63ZM183 182H185V184L187 185H184L183 184ZM24 183V184H23ZM62 183V184H61ZM26 184V185H25ZM32 184H34L36 187H34ZM40 186H39V185ZM60 184V185H59ZM107 184H110V183H107ZM195 184V185H194ZM196 184H198V186L196 185ZM7 185V187H5ZM50 185V186H49ZM126 186V187H125ZM190 186V185H189ZM108 187H112L111 188V190H110V188H108ZM190 187V188H191ZM10 188V189H9ZM23 188V189H22ZM47 188V189H46ZM108 188V189H107ZM132 189V191H131V193L128 195V193L130 192V190ZM184 188V189H185ZM189 188V189H190ZM29 189V190H28ZM127 189H129V191L127 190ZM188 189V190H189ZM14 190V191H13ZM77 190V191H76ZM96 190H98V192L96 191ZM99 190H102V191H99ZM186 190V189H185ZM27 191V192H26ZM110 191V192H109ZM128 191V192H127ZM13 192V193H12ZM55 192V193H54ZM86 192V193H85ZM88 192V193H87ZM96 192V193H95ZM124 192H125V194L127 193V195L129 196H125V194H124ZM37 193H39V194H37ZM65 193V194H64ZM91 193H93V194H91ZM101 193V194H100ZM107 193V194H108ZM262 193H260V194H262ZM38 196H37V195ZM52 197L51 199H49L47 196H49V195ZM86 194H88V195H86ZM97 194H99V195H97ZM262 194V195H263ZM33 195V196H32ZM97 195V196H96ZM106 195V196H105ZM14 196V197H13ZM99 196H102L103 198H105V199H103L102 197L100 198ZM121 196V197H122ZM97 197H98V199H99V201H98V199H97ZM122 197V199H124ZM261 197H263L264 198V195L263 196H261ZM81 198H83V199H81ZM109 199V201H108V203H107V200ZM13 199V200H12ZM26 199H27V201H26ZM46 199L47 200H52V201H50L51 203H53V204H51V207H50V205L48 206L49 208H47L46 207V204H47V201H46ZM64 199V200H63ZM129 199V200H128ZM71 200V201H70ZM74 200V201H73ZM102 200V201H101ZM104 200V201H103ZM131 200V202H129ZM264 200V199H263ZM25 201V202H24ZM48 201V203H50ZM68 202V203H67ZM102 202H104V203H102ZM41 203H43V204H41ZM63 203V204H62ZM102 203V204H101ZM117 203H119L120 204V206H119V204L118 205H116ZM153 203V202H152ZM4 204V205H3ZM62 204V205H61ZM108 204H111L110 206L108 205ZM121 204H124V205H121ZM146 204V205H145ZM155 204V203H154ZM25 205V206H24ZM40 205V206H39ZM43 205H45V206H43ZM54 205V206H53ZM56 205V206H55ZM105 205H107V206H105ZM133 205V206H132ZM194 204H192V206H193ZM84 206V207H83ZM98 206H100V207H98ZM118 207V208H116V207ZM123 206H126V207H130L131 206V208H135V210L134 209H131V211L134 213V211H135V217L134 216H132L133 215V213L131 212V213H129V214H127V215H125V214H121L122 213V211H124V210H126L127 208H125V207H123ZM136 206V207H135ZM140 208V209H138V207ZM160 206V207H159ZM190 207V209L189 210H192V208H193V212H196L197 213V211L198 212H204V210H205V208L204 207H202L201 205H199V206H197V204L196 205H194L193 207ZM262 206V207H261ZM260 207H259V209L258 210H260V211H256V213L257 212H259V213H264V204L263 205H261ZM6 207V208H5ZM46 207V208H45ZM67 207V208H66ZM86 207V208H85ZM104 207H105V209H104ZM109 207V208H108ZM123 207V208H122ZM142 207V208H141ZM146 207V208H145ZM198 207V208H197ZM201 207V208H200ZM8 208V209H7ZM44 208V209H43ZM85 208V209H84ZM111 208H114L115 210H113V209H111ZM124 209V210H120V209ZM144 208V209H143ZM150 208V207H149ZM158 208L160 209V210H162V208H164L163 206H161V205H158ZM6 209V210H5ZM42 209H43V211H45L44 213H45V216H43L44 215V213H43V211H42ZM49 209V210H48ZM54 211H53V210ZM80 209V210H79ZM118 209V210H117ZM130 209V208H129ZM165 209V208H164ZM12 210H14L15 211V213H13V211ZM40 210H41V215L39 214L40 213ZM101 210V211H100ZM106 210V211H105ZM109 210V211H108ZM120 210V211H119ZM128 210V209H127ZM136 210L137 211H139L140 210V212H136ZM257 210V209H256ZM262 210V211H261ZM12 211V212H11ZM103 211V212H102ZM114 211L115 213L113 214L112 212ZM80 212V213H79ZM99 212H101V213H99ZM127 211H125L124 213H126ZM128 212H130V210L128 211ZM127 212V213H128ZM8 213V214H7ZM38 213V214H37ZM102 213H103V215H104V217L106 216V219H103L104 217H102L103 215H102ZM110 213V214H109ZM259 213H257V214H259ZM261 213V214H262ZM14 214V215H13ZM54 214V215H53ZM102 216H101V215ZM108 214V215H107ZM3 215V216H2ZM11 215V216H10ZM19 215V216H18ZM37 215H40V216H37ZM120 215V217H118ZM131 215V217H129ZM141 217H139V216ZM45 217V218H43V217ZM49 218H48V217ZM108 216V217H107ZM110 216V217H109ZM128 218H127V217ZM18 219H17V218ZM39 217V218H38ZM122 217V218H121ZM137 217H138V219H137ZM12 218V219H11ZM33 220H32V219ZM40 218H43L42 220H41V222L43 223V225H42V223L40 222ZM56 218V219H55ZM115 218L117 219V220H115ZM124 218L126 219L125 221H127V222H129L130 223V221H134L133 223H134V225H132L133 223L131 222L130 223V225H129V223H125V221H124ZM136 218V219H135ZM158 218H159V221H158ZM161 218L163 219V221H160L161 220ZM258 218V219H257ZM4 219V220H3ZM21 219V220H20ZM58 219V220H57ZM108 219L110 220V223H109V221H108ZM129 219H130V221H129ZM134 219V220H133ZM167 219V220H166ZM169 219L172 221H169ZM199 219V220H198ZM15 220V221H14ZM56 220V221H55ZM106 220V221H105ZM112 220H114V221H112ZM119 220H120V222H119ZM136 220V221H135ZM153 220V221H152ZM251 220V221H250ZM3 221V222H2ZM23 221L25 222L24 224H23ZM108 221V222H107ZM123 221V222H122ZM161 222V226H159L158 225V222ZM165 221V222H164ZM167 221L170 223H167ZM234 221H237V222H234ZM32 222V223H31ZM92 222V223H91ZM119 222V224H122V226H120L119 224H118V226H117V223ZM183 222H185L186 224L185 225H187L186 226V230L188 229L189 231H191V230H195V229H200L199 231H198V234L197 233H187L188 235H187V237H189V239L191 240H193V237H194V241H189V239H188V241H187V237L186 236H184V234L186 235V233H181V234H183L182 235V237H181V234H179V233H177L176 231H174V229H176V228H183L184 229V227H185V225H183ZM251 222V223H250ZM31 223V224H30ZM57 223V224H56ZM75 223V224H74ZM112 223H115V225L117 226V228H116V226H113L112 227ZM157 223V224H156ZM162 223H164V224H166V225H164V224H162ZM179 223L181 224V226H178L179 225ZM188 223V224H187ZM200 223V224H199ZM227 223V224H226ZM228 223H230V224H228ZM240 223H241V225H240ZM248 223V224H247ZM27 224V226L26 227H24L25 225ZM28 224H30V225H28ZM110 225L111 227H109V226H107V225ZM138 224V225H137ZM156 224V225H155ZM171 225V226H168V225ZM174 224H177V225H173ZM191 224V225H190ZM196 224V225H195ZM204 224V225H203ZM207 224V225H206ZM232 224V225H231ZM250 224V225H249ZM261 224H263V225H261ZM66 225V226H65ZM114 225V224H113ZM199 225H201V226H199ZM228 225V226H227ZM232 226V228H231V226ZM259 227H258V226ZM36 226V227H35ZM55 227V229H53L54 227ZM64 226V227H63ZM74 226V227H73ZM99 226V227H98ZM105 226H107V227H105ZM124 226H128V227H125L124 228ZM137 226V227H136ZM145 226V227H144ZM160 228H159V227ZM184 226V227H183ZM229 226H230V230H232L231 231V233L229 234V232H230V230H228L229 229ZM238 226H239V228H238ZM244 226H246V228L244 227ZM255 226V227H254ZM257 226V227H256ZM28 227V228H27ZM63 227V228H62ZM92 228L91 230H89L90 228ZM122 227H123V229H122ZM130 227V228H129ZM154 227H155V230H154ZM167 227V228H166ZM168 227H173L172 229H170V228H168ZM199 227H201V228H199ZM204 227V229H205V231L204 230H202V228ZM206 227V228H205ZM221 227V228H220ZM222 227H224V228H222ZM244 227V228H243ZM250 227V228H249ZM27 230H26V229ZM43 228V229H42ZM86 228V229H85ZM89 228V229H88ZM109 228V229H108ZM111 228V229H110ZM114 228V229H113ZM135 228H137V229H135ZM144 228V229H143ZM159 228V229H158ZM167 230H165V229ZM212 228H213V230H212ZM252 228H255V229H252ZM63 229H65V230H63ZM126 229V230H125ZM184 229V230H185ZM207 229V230H206ZM214 229L216 230V231H214ZM223 229V230H222ZM243 230V232H240V231H242ZM33 230V231H32ZM63 230V231H62ZM136 230V231H135ZM165 230V231H164ZM210 230V231H209ZM261 230V231H260ZM125 231V232H124ZM208 231L210 232V233H215V232H217V233H215V235L217 234V237L215 236V235H213L212 234V236L213 237H211L210 239H214L215 238V242H214V240H213V242L212 243H216V241L219 243V246L217 247L216 245H215V248L213 247L212 248V246L214 245V244H211V243H208V242H211L212 240H209L208 238L211 236V234L210 233H208ZM227 231V232H226ZM260 231V232H259ZM52 232V233H53ZM85 232V233H84ZM106 232V231H105ZM206 233V235H205V233ZM234 232V233H233ZM255 232V231H254ZM88 233H90V232H88ZM146 233V234H145ZM170 235H169V234ZM227 235H226V234ZM233 233V234H232ZM73 234V235H72ZM104 234V233H103ZM118 234V233H117ZM168 234V235H167ZM201 234H202V238L201 239H204L205 238V241L208 239V242H205V241H203V243H202V240L201 241H199V240H197L196 241V243H195V238H199L200 239V236H201ZM204 234V235H203ZM228 234H229V236H228ZM61 236L60 235V232H59V234L58 233H56L54 236L55 237H59V236ZM160 235V236H159ZM166 235V236H165ZM225 235V236H224ZM234 235H235V237H234ZM254 235V236H253ZM256 234H252V237H255L256 238V236H255ZM170 236V237H169ZM173 238H172V237ZM227 236V237H226ZM257 236V237H258ZM73 237H76V236H73ZM124 237V238H123ZM177 237V238H176ZM233 237V239L230 241V239ZM167 238V239H166ZM168 238H169V240H171V242H170V244H169V240H168ZM186 238V239H185ZM220 238V239H219ZM225 238V239H224ZM241 238V239H240ZM7 239V238H6ZM58 239V238H57ZM178 239L181 241H179L178 242ZM181 239H183V240H181ZM185 239V240H184ZM236 241H235V240ZM243 239V240H242ZM247 239V238H246ZM4 240V241H3ZM1 242H2V244L5 242L6 243V241L7 240H10V239H7V240H5V239H3ZM122 240V241H123ZM164 240H165V243H164ZM228 240H229V245H228ZM58 241V240H57ZM119 241L117 242L116 241V243H119ZM167 241H168V243H167ZM175 241V242H174ZM186 241V242H185ZM227 241V242H226ZM232 241H234V242H232ZM162 242V243H161ZM186 244H185V243ZM191 242V243H190ZM194 242V243H193ZM204 242H205V244H210V245H205L204 244ZM245 242V241H244ZM86 246H88V245H90V243L91 242H89L88 240H85L84 242H83ZM180 243H181V245H180ZM221 243V244H220ZM247 243H251V242H247ZM83 244V245H84ZM120 244V243H119ZM164 244V245H163ZM166 244V245H165ZM178 244V245H177ZM184 244V245H183ZM222 244H227L226 246L225 245H222ZM262 244V245H261ZM168 245V246H167ZM174 245V246H173ZM175 245H176V247H179L180 249H177L178 251H175L174 250V248H175ZM186 245V246H185ZM205 245V246H204ZM223 247H222V246ZM232 245V246H231ZM243 245V246H242ZM181 246V247H180ZM208 246V247H207ZM225 246V247H224ZM231 246V247H230ZM262 246V247H261ZM217 247V248H216ZM219 247H221V248H219ZM237 247H239V248H237ZM243 247H245L244 249H243ZM248 249H247V248ZM171 250V251H169V249ZM189 248V249H188ZM210 248H211V250H210ZM228 248H231V250H229ZM237 248V249H236ZM242 248V249H241ZM256 248V249H255ZM258 248V249H257ZM151 251H150V250ZM173 249V250H172ZM209 249V250H208ZM212 249H213V251H212ZM226 249H228V250H226ZM249 249H251V251L249 250ZM255 249V250H254ZM150 252H153V251H155L156 249H152V248H150V247H148L147 248V250H145V252H147V253H150ZM181 250H183V251H181ZM240 250H241V252H240ZM258 252H257V251ZM172 251H174V252H172ZM180 251V252H179ZM185 251V252H184ZM211 251V252H210ZM184 252V253H183ZM217 252H216V254H217ZM222 252V253H223ZM257 252V253H256ZM176 253V254H175ZM182 253H183V255H182ZM225 254H227V253H225ZM214 255H215V257H214ZM169 256V255H168ZM173 256V257H174ZM176 256V257H177ZM225 256V255H224ZM185 259H184V258ZM178 258H177V260H178ZM187 258H188V256H187ZM218 258V259H217ZM219 258H221V259H219ZM238 258V259H237ZM237 258H235L236 260H234V261H237V263L238 264H246V263H248V260H249V263L248 264H255L256 263V260L257 259H255V263H254V259H252L251 257H249V258H247V256L246 257H242V258H245V259H242L241 257H237ZM241 258V261H244V263H242L239 259ZM212 259H213V261H215V262H212ZM234 259V258H233ZM233 259H232V262H233ZM211 260V261H210ZM218 260V261H217ZM225 260V261H224ZM227 260V261H226ZM246 260V261H245ZM231 261V260H230ZM252 261V262H251ZM224 262H226V263H224ZM210 263V264H211ZM236 263V262H235Z\"/></svg>",
	"mask_w": 264,
	"mask_h": 264
}]
</instances>
